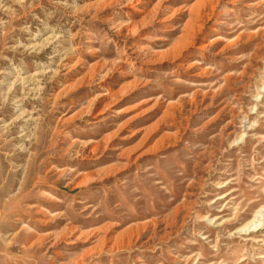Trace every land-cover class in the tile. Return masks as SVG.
<instances>
[{"label":"rangeland","instance_id":"rangeland-1","mask_svg":"<svg viewBox=\"0 0 264 264\" xmlns=\"http://www.w3.org/2000/svg\"><path fill=\"white\" fill-rule=\"evenodd\" d=\"M0 264H264V0H0Z\"/></svg>","mask_w":264,"mask_h":264},{"label":"bare ground","instance_id":"bare-ground-1","mask_svg":"<svg viewBox=\"0 0 264 264\" xmlns=\"http://www.w3.org/2000/svg\"><path fill=\"white\" fill-rule=\"evenodd\" d=\"M57 40H58L57 36L48 35L45 38H43V40L40 43H36V41L30 43L27 46V48L28 49H34L37 47H43L45 45H50V44H60V42ZM51 73H52V71H50L49 68H46V69H41L39 71H36L35 73L31 74L29 77H19V76L14 77L11 85L13 87L14 93H16V96H15L16 102L18 104H21L22 100H24L22 95L27 96V95H29L30 92H36V90L38 89L37 85L40 82V81L36 80V77H41L43 75L51 74ZM65 88H66V86L63 89H61L60 92H63ZM34 95H35V93H34ZM95 98H97V97H95ZM19 116L21 118H26L25 122H27V123L33 121L32 114L27 115V114H25V111H22L19 114Z\"/></svg>","mask_w":264,"mask_h":264}]
</instances>
